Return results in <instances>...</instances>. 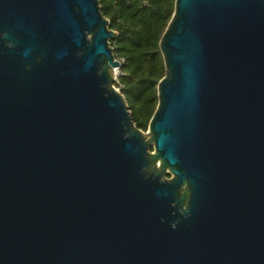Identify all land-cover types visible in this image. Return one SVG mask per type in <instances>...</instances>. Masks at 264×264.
Segmentation results:
<instances>
[{
  "label": "water",
  "instance_id": "95a60500",
  "mask_svg": "<svg viewBox=\"0 0 264 264\" xmlns=\"http://www.w3.org/2000/svg\"><path fill=\"white\" fill-rule=\"evenodd\" d=\"M115 36L98 0H0V264H264V0H174L151 146Z\"/></svg>",
  "mask_w": 264,
  "mask_h": 264
},
{
  "label": "trees",
  "instance_id": "16d2710c",
  "mask_svg": "<svg viewBox=\"0 0 264 264\" xmlns=\"http://www.w3.org/2000/svg\"><path fill=\"white\" fill-rule=\"evenodd\" d=\"M98 2L116 33L109 46L122 60L121 75L113 85L123 95L134 125L144 131L157 104V83L165 72L158 43L173 13L174 0Z\"/></svg>",
  "mask_w": 264,
  "mask_h": 264
},
{
  "label": "built area",
  "instance_id": "2783aa9c",
  "mask_svg": "<svg viewBox=\"0 0 264 264\" xmlns=\"http://www.w3.org/2000/svg\"><path fill=\"white\" fill-rule=\"evenodd\" d=\"M114 58L118 61V66L112 68L113 72H114V77L112 78V86L115 87L113 85V82H115L117 80V78L121 75V70H120V64L122 62V60L120 58H117L114 56ZM116 88V87H115ZM117 89V88H116ZM118 90V89H117Z\"/></svg>",
  "mask_w": 264,
  "mask_h": 264
},
{
  "label": "rangeland",
  "instance_id": "374dc122",
  "mask_svg": "<svg viewBox=\"0 0 264 264\" xmlns=\"http://www.w3.org/2000/svg\"><path fill=\"white\" fill-rule=\"evenodd\" d=\"M142 134H143V136H144V138L148 141V138H147V136H148V130L146 129V130H142ZM149 142V144H150V146H151V144H152V141H148ZM164 174H166V173H164Z\"/></svg>",
  "mask_w": 264,
  "mask_h": 264
}]
</instances>
